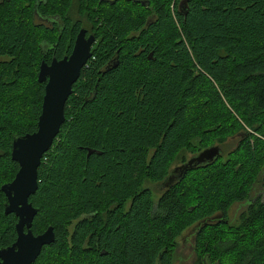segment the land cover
<instances>
[{
	"label": "trees",
	"instance_id": "obj_1",
	"mask_svg": "<svg viewBox=\"0 0 264 264\" xmlns=\"http://www.w3.org/2000/svg\"><path fill=\"white\" fill-rule=\"evenodd\" d=\"M68 1L0 0V186L17 171L12 139L35 131L41 109L45 35L32 17L55 16ZM86 1L95 6L77 0L80 13ZM147 5L153 20L142 29L132 19L143 18L137 3L99 12L116 34L134 26L138 35L109 47L119 46L116 67L98 73L104 59L93 54L72 85L29 197L37 208L30 229L54 234L33 264H182L177 238L191 226L190 264H264V0ZM211 145L217 157L177 172L154 200L147 183L160 184L186 153ZM244 201L229 222L230 204ZM5 203L0 190V247L14 238Z\"/></svg>",
	"mask_w": 264,
	"mask_h": 264
},
{
	"label": "water",
	"instance_id": "obj_2",
	"mask_svg": "<svg viewBox=\"0 0 264 264\" xmlns=\"http://www.w3.org/2000/svg\"><path fill=\"white\" fill-rule=\"evenodd\" d=\"M82 32L79 30L76 35L68 57L59 61L52 60L49 65L43 62L39 65L37 81L45 83L36 129L32 133L16 136L11 141L10 158L17 163L18 169L12 180L2 184L0 190L6 198L4 214L13 212L17 217L16 237L10 245L0 248V264H30L41 246L53 240L50 226L36 235L30 232L29 227L36 210L26 199L36 190V166L63 121L64 100L89 55L92 39L90 36L84 39ZM90 152L87 150V155ZM218 154L219 147L211 145L190 156L173 170L183 173L193 166L212 161ZM23 227L26 232L22 231Z\"/></svg>",
	"mask_w": 264,
	"mask_h": 264
},
{
	"label": "flooded vegetation",
	"instance_id": "obj_3",
	"mask_svg": "<svg viewBox=\"0 0 264 264\" xmlns=\"http://www.w3.org/2000/svg\"><path fill=\"white\" fill-rule=\"evenodd\" d=\"M116 1H119L123 3L124 5H126L127 2H134V3L139 4L142 7L136 12L142 13L143 18H139L140 16L132 18L135 21L139 19L143 20V24H141L139 29L145 28L153 20L152 17L154 14L152 13V10L148 7L147 0H95V6H93V4L89 5L90 1H86L85 8L84 10H82L81 13L78 10L77 0H69L65 5H62L61 9L58 10L55 16L53 15L48 16L45 14L39 15V14L34 13L32 17V20L36 24H40L42 26L44 30V35H45V37L42 39L43 40L42 54H41L42 57L40 61H42L46 65H49L52 62V60L59 61L63 57L65 58L68 57L71 52L76 35L78 34L79 30H82L83 31L82 35L84 39L88 38L89 36L92 39L89 45V50H88L89 55L86 58L85 63L87 64L90 58L93 56V54H95V55H99L100 59L102 60L104 59L103 65L97 71L98 73L103 74L113 69L114 67H116L118 63L117 53H118L119 46L113 51V54L112 53L110 54V52L108 53V50H110L109 47H111V45H119V43L117 42H119L120 40L128 39L129 37L138 35L137 31L134 30L135 28L134 26L129 31H125L123 34L118 35L112 30L111 24H106L103 21V19H101L99 12L102 10V8H104L103 6L113 5L114 3H116ZM178 7H180L179 4H178ZM94 12H98V13H94ZM115 12H118V10ZM120 12L123 14L124 13L126 14L127 13L126 7H123V10H119V13ZM89 14L91 15L89 16ZM53 33L56 34V40H52L51 35ZM107 53H108V57L106 56ZM101 55H103V58L101 57ZM146 57L147 59H149L150 53ZM82 68L83 66L80 67L78 74L80 73ZM10 149H11V146H10ZM173 168L174 167L170 168V171L165 177V179H163L160 182L159 185L163 187L162 190L165 189L169 185V183L172 182L177 172L179 174V171L173 170ZM17 169H18V165H17ZM32 194L28 195L26 201L30 203L31 206L36 208L29 201V197ZM126 209H127V202L123 204V211ZM99 210L100 209L94 210L91 213L92 216L94 214H97ZM11 215L13 217L14 238L8 245H10L15 240V237H16L15 224L17 221V217L14 215V213H11ZM103 215H104L103 212H100L98 217H103ZM88 216L89 214L83 215L81 219L84 217H88ZM97 221L101 223L100 225L101 228L108 230L106 220L104 219L99 220L97 218ZM45 228L43 229V231L45 230ZM22 231L26 232V229L23 227ZM30 232L33 235L41 233V232H33L31 229H30ZM181 234L179 237H181ZM179 245L181 246V242L179 243ZM192 245H193V237H192ZM6 246H3V247H6ZM91 251L93 253L96 251L97 256H100V257L105 254V251L103 249H100V250L93 249ZM190 263H192V261L188 263L185 262L184 264H190ZM31 264H33V262Z\"/></svg>",
	"mask_w": 264,
	"mask_h": 264
},
{
	"label": "rangeland",
	"instance_id": "obj_4",
	"mask_svg": "<svg viewBox=\"0 0 264 264\" xmlns=\"http://www.w3.org/2000/svg\"><path fill=\"white\" fill-rule=\"evenodd\" d=\"M235 141H236V136L228 137L224 142L225 151L228 150L229 148L233 147L235 144ZM185 156H186V159H188L191 155L189 153H186ZM178 165H180V164L175 162L172 164L171 168L176 167ZM147 185L150 188V190L153 194V198L155 200L156 197L161 192L163 187L160 186L158 183H147ZM258 193H259V191L257 190V188L253 189L250 192L249 199H252ZM261 196L264 198V194H261ZM246 203L247 202L244 201V202H238V203L234 202V203L230 204V206L227 210V213H226L229 222H234L236 220L239 212L242 211L243 209H245ZM193 231H194V228H193V226H191V227L187 228L181 234V237L177 238V246H176L177 248L175 249V254H174V258H175L176 262L184 264L185 262L188 263L190 261L193 262L195 260V256L193 254V245H192ZM180 242H181V246L179 245Z\"/></svg>",
	"mask_w": 264,
	"mask_h": 264
},
{
	"label": "bare ground",
	"instance_id": "obj_5",
	"mask_svg": "<svg viewBox=\"0 0 264 264\" xmlns=\"http://www.w3.org/2000/svg\"><path fill=\"white\" fill-rule=\"evenodd\" d=\"M85 62H86V61H85ZM85 62L83 63L82 66H84V65L86 64ZM41 63H42V62H41ZM44 64H45V63H44ZM78 76H79V74H78ZM78 76H77V78H78ZM77 78H76V80H77ZM76 80H75V81H76ZM75 81H74V82H75ZM74 82H73V83H74ZM40 83H45V82L43 81V82H40ZM73 83H72V85H73ZM72 85H71L70 93L66 96V98H65V100H64V104H65V101L67 100V98L69 97V95L71 94V91H72ZM64 104H63V107H64ZM63 121H64V113H63ZM63 121H62V123H63ZM62 123H61V124H62ZM61 124H60V125H61ZM60 125H59V128H58L57 133L59 132ZM57 133L55 134V136L57 135ZM19 136H20V135H19ZM55 136H54V137H55ZM15 137H16V136H15ZM54 137H53V138H54ZM219 154H220V148H219ZM219 154H218V155H219ZM42 155H43V154H42ZM42 155H41V157H42ZM218 155H217V156H218ZM217 156H216V157H217ZM41 157H40V159H39V163H40V161H41ZM39 163H38V165L36 166V181H37V182H38V179H37V167L39 166ZM32 207H33V206H32ZM33 208H34V207H33ZM34 209L36 210V212H35V214H36V213H37V209H36V208H34ZM10 213H13V212H10ZM10 213H7V214H10ZM35 214L33 215V218H34ZM33 218H32V220H33ZM32 220H31V223H32ZM30 227H31V224H30ZM30 227H29V228H30ZM50 227H51V230H52V226H50ZM52 233H53V230H52ZM53 238H54V234H53ZM52 241H53V240H52ZM52 241H51V242H52ZM51 242H50V243H51ZM48 244H49V243H48ZM48 244H46V245H48ZM40 251H41V248H40L38 254L36 255L35 259H36V258L38 257V255L40 254ZM35 259H34L32 262H34ZM32 262H31V263H32ZM31 263H30V264H31Z\"/></svg>",
	"mask_w": 264,
	"mask_h": 264
}]
</instances>
